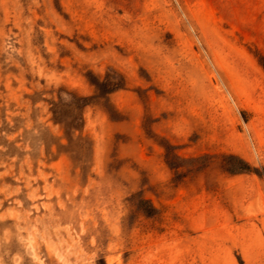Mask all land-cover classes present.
<instances>
[{"label":"rangeland","instance_id":"374dc122","mask_svg":"<svg viewBox=\"0 0 264 264\" xmlns=\"http://www.w3.org/2000/svg\"><path fill=\"white\" fill-rule=\"evenodd\" d=\"M262 60L264 0H0V264H264Z\"/></svg>","mask_w":264,"mask_h":264},{"label":"trees","instance_id":"16d2710c","mask_svg":"<svg viewBox=\"0 0 264 264\" xmlns=\"http://www.w3.org/2000/svg\"><path fill=\"white\" fill-rule=\"evenodd\" d=\"M262 67L264 68V60L260 61ZM56 110H52L54 122L60 125H64V127H67V124L64 123V121L60 118V113L57 111V105H55ZM70 129H74L72 125H70ZM225 161L223 164V167L225 171L231 175L240 174V173H256L260 175L259 171L257 169L252 168L247 162H245L243 159L239 158L235 155H227L225 156ZM264 172V169H263ZM144 214L146 216H154L156 215V210L151 206L149 209H142Z\"/></svg>","mask_w":264,"mask_h":264}]
</instances>
